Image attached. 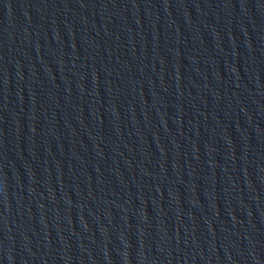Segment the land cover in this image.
<instances>
[{
	"label": "water",
	"instance_id": "obj_1",
	"mask_svg": "<svg viewBox=\"0 0 264 264\" xmlns=\"http://www.w3.org/2000/svg\"><path fill=\"white\" fill-rule=\"evenodd\" d=\"M0 264H264V0H0Z\"/></svg>",
	"mask_w": 264,
	"mask_h": 264
}]
</instances>
